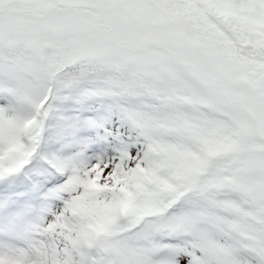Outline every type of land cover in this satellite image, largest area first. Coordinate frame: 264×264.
<instances>
[{
    "label": "snow or ice",
    "instance_id": "obj_1",
    "mask_svg": "<svg viewBox=\"0 0 264 264\" xmlns=\"http://www.w3.org/2000/svg\"><path fill=\"white\" fill-rule=\"evenodd\" d=\"M0 264H264V0H0Z\"/></svg>",
    "mask_w": 264,
    "mask_h": 264
}]
</instances>
